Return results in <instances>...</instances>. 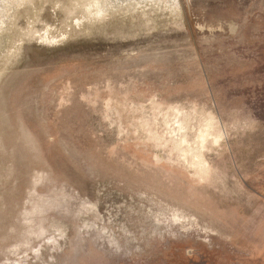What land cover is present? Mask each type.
I'll return each instance as SVG.
<instances>
[{
    "label": "rangeland",
    "instance_id": "obj_1",
    "mask_svg": "<svg viewBox=\"0 0 264 264\" xmlns=\"http://www.w3.org/2000/svg\"><path fill=\"white\" fill-rule=\"evenodd\" d=\"M0 264H264V0H0Z\"/></svg>",
    "mask_w": 264,
    "mask_h": 264
}]
</instances>
